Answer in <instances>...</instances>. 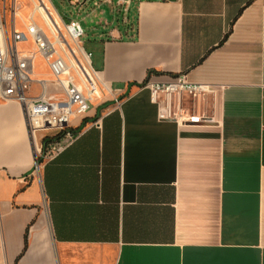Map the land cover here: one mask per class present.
<instances>
[{
  "label": "crops",
  "instance_id": "obj_1",
  "mask_svg": "<svg viewBox=\"0 0 264 264\" xmlns=\"http://www.w3.org/2000/svg\"><path fill=\"white\" fill-rule=\"evenodd\" d=\"M127 4L93 62L109 99L38 171L0 100V264H264V0ZM181 73L209 86L182 101L200 123L161 120L145 86Z\"/></svg>",
  "mask_w": 264,
  "mask_h": 264
},
{
  "label": "built area",
  "instance_id": "obj_2",
  "mask_svg": "<svg viewBox=\"0 0 264 264\" xmlns=\"http://www.w3.org/2000/svg\"><path fill=\"white\" fill-rule=\"evenodd\" d=\"M42 1L53 16L50 2L38 0V4ZM6 2L7 0H0V6H6ZM121 2L127 3V0ZM11 4L16 7L18 0H11ZM18 17L14 8V18L8 29L6 18L0 12V100L20 105L34 144L37 158L35 171H38L45 160L66 148L65 144L58 141L54 145L52 139L60 134L70 139L68 143L76 139L79 132L75 131L77 128L74 127V122L84 116L96 100L101 98L100 93H112V90L103 83L100 72L94 68L93 54L83 47L81 38L85 31L78 20L72 19L64 24L66 34L76 44L73 47L68 42L59 41L60 48L67 55L65 58L59 55L57 46L51 47L46 35L40 31L35 14L25 22V31L17 29ZM55 22L61 29L57 19ZM50 30L54 35L58 33L56 37H60V32L54 25ZM29 39H32L34 49L21 51L19 43ZM37 55L44 58L55 77L56 85L64 90V97L52 98L43 79L36 81L41 87L40 93L31 94L35 82L33 72ZM145 86L150 89L152 102L158 105L161 120H173L178 124H196L203 120L183 106L182 101L184 97L191 98V101H200L209 92L207 84L191 81L187 74L181 73L168 81H148ZM49 139V144L54 147L49 154L43 155L42 142Z\"/></svg>",
  "mask_w": 264,
  "mask_h": 264
},
{
  "label": "rangeland",
  "instance_id": "obj_3",
  "mask_svg": "<svg viewBox=\"0 0 264 264\" xmlns=\"http://www.w3.org/2000/svg\"><path fill=\"white\" fill-rule=\"evenodd\" d=\"M48 1L51 4L50 9L51 12L53 13V17L55 19L58 18L59 20L58 22L61 27V29L59 28L60 37H56L58 36V33L57 35H54L52 33V31L50 30V27L52 26L51 23L48 24L49 23L48 19L43 15V13L41 14L36 9V6L39 5L38 0H18V4L16 7L15 4H11V0H7L6 6H2L1 4L0 12L6 18L8 29L10 27V23L14 18V8L17 11V15L19 16L16 20V24L20 28L21 27L25 28V22L28 21L29 17L32 14H35L39 27L43 29L46 36L55 44V47L57 46L59 55H62L65 58L67 57V55L60 48L59 41L68 42L71 46L76 47V44L73 43L66 34L64 27V24H67L70 20L76 19L81 23L85 31V34L81 38V42L83 44V47L87 51L93 54L92 61L96 63L98 58L97 41L99 40V37L101 35L108 33L112 28H120L124 30L125 19L131 17L132 15L131 12L126 9L128 8L127 6L128 4L126 2H122L121 4H119V0H83L82 4L80 5L74 4L73 2L75 0H48ZM18 46L21 49H31L33 47V42L31 40H28L26 42L19 43ZM46 67L48 69V72L44 67V65L41 64L39 66V70L37 73V65H36L33 73V75H35L34 77L35 82L32 88L33 90L32 92L35 93L39 91L40 88L38 87V83L36 81L40 78H43V80L46 81V85L52 94H59L64 96V90L56 85L55 77L53 76L47 63H46ZM108 99L109 96H106L105 92H103L101 94V98L96 100V102L104 101V100L106 101ZM73 131L74 130H71V132ZM60 135L61 137L52 139V142H55V144L54 143L51 144L56 145V142L57 141L60 142L62 138H64L62 141L65 140V143L62 144L66 145L68 143L67 141L68 140L70 141V139L64 137L65 136L64 134H60ZM50 140L51 139L42 142L43 155L49 154L50 151H52L51 150L52 147H54L53 145L51 146L49 144Z\"/></svg>",
  "mask_w": 264,
  "mask_h": 264
},
{
  "label": "bare ground",
  "instance_id": "obj_4",
  "mask_svg": "<svg viewBox=\"0 0 264 264\" xmlns=\"http://www.w3.org/2000/svg\"><path fill=\"white\" fill-rule=\"evenodd\" d=\"M51 7V6H50ZM36 9L42 14L43 13V15L48 19V21H49V23L48 24H50L51 23V25L53 26H55L56 27V29L59 31V27L57 26V24H56V22H55V19H54V17L51 15V13L49 12V8H47L46 6H45V3L42 1L41 2V4H39L38 6H36ZM56 17V16H55ZM57 20H58V18H56ZM59 21V20H58ZM40 31L41 32H43L44 34H45V32L43 31V29L40 27ZM46 35V34H45ZM47 37V36H46ZM47 39H48V41H49V44L51 45V47L53 46L54 48H55V44L47 37ZM35 67H36V65H35ZM35 67H34V69H35ZM34 73V72H33ZM101 94L102 93H100V97H101Z\"/></svg>",
  "mask_w": 264,
  "mask_h": 264
},
{
  "label": "trees",
  "instance_id": "obj_5",
  "mask_svg": "<svg viewBox=\"0 0 264 264\" xmlns=\"http://www.w3.org/2000/svg\"><path fill=\"white\" fill-rule=\"evenodd\" d=\"M59 137H61V135H59L58 137H56V138H59ZM26 240H27V238H26Z\"/></svg>",
  "mask_w": 264,
  "mask_h": 264
}]
</instances>
